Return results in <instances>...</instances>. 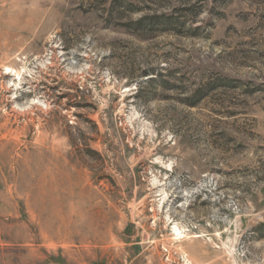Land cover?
I'll list each match as a JSON object with an SVG mask.
<instances>
[{
  "label": "rangeland",
  "instance_id": "374dc122",
  "mask_svg": "<svg viewBox=\"0 0 264 264\" xmlns=\"http://www.w3.org/2000/svg\"><path fill=\"white\" fill-rule=\"evenodd\" d=\"M0 264H264V0H0Z\"/></svg>",
  "mask_w": 264,
  "mask_h": 264
}]
</instances>
